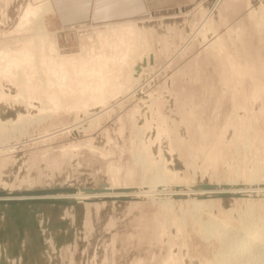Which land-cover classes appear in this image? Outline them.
Wrapping results in <instances>:
<instances>
[{
    "label": "rangeland",
    "instance_id": "1",
    "mask_svg": "<svg viewBox=\"0 0 264 264\" xmlns=\"http://www.w3.org/2000/svg\"><path fill=\"white\" fill-rule=\"evenodd\" d=\"M33 1L0 0V22L3 18L5 20L0 23V44H6L0 47L5 48L0 50V69L11 67L9 50L17 45H7L19 38L20 34L12 32H17L14 27L17 28L19 15L26 6L36 4ZM167 3L162 10H153L132 20L86 22L56 28L49 26V14L45 13L46 47L54 62L59 61V56L71 53L69 57L96 55L103 49L114 53L115 50H109L111 45L105 43L102 33L130 24L136 32L134 42L129 41V37L126 40L134 51L130 57L136 54L138 58L139 53L144 56L150 51L146 59L137 63L141 75L135 82L131 80L133 77L130 79V73H122L128 70L125 50L119 48L121 53L117 50L121 55L124 52V67L120 60L118 63L121 65L114 63L118 66L116 71L115 67L111 68L113 63L110 65L109 60L106 61L104 75H112L113 82L109 81L104 87L105 99L100 102L75 106L76 95H80L77 94L78 87L73 88L74 91L71 85L67 84V89L65 87L66 83H74L72 80L76 78L70 77L74 70L68 66L64 67L66 70L56 68L59 62L53 68L40 65L39 70H23L27 77L21 82L25 84H22L23 88H19V83H11L0 72V123L11 120L9 125H13L18 123L21 115L48 114L40 121L33 119L34 122L31 120V123L29 121L20 127L0 125V193L59 188L51 192L57 193L66 191L62 189L66 186L75 188V191L78 186L85 192L109 187L118 188V191L140 187L151 189L145 193L146 196L143 193L119 199L94 198L62 203L2 202L0 206L14 210L18 216L14 219L0 213V264H217L219 240L213 236L209 239L203 237L196 225L190 226L188 216L181 219L177 207L170 210L164 206L165 192H158L163 183L159 181L152 186L160 177V172L153 165L162 163V176H168L177 184L179 181L183 184L188 178L185 182H190L193 188L204 187V184L213 187L217 183L225 186L227 179H235L236 175L239 183L248 182L251 178L264 181V0H168ZM6 14L11 16L6 17ZM207 16L213 33L202 29ZM200 29L204 35L200 34ZM214 40H220L237 61L246 65L249 73L243 77L231 73L228 62L211 46ZM116 45L118 43L112 47ZM98 49L102 50L98 53ZM57 69L63 78L58 77ZM50 70L56 80L51 75L47 76L51 74ZM67 70L72 74H66ZM41 72L44 74L40 75ZM42 81L45 84L42 85ZM131 85L133 90L141 92L135 95L127 93ZM74 86L77 85L74 83ZM60 91L66 94L61 95ZM43 97L47 99L44 100L46 104ZM28 99H33L34 103L31 102L32 109L27 112L22 103ZM65 104L72 105L68 106L69 109ZM224 125L228 127L222 131ZM139 129L146 134L140 142L137 140ZM221 131L225 133L221 137L224 142L220 141L214 165L206 161L205 153ZM146 158L148 163L143 165ZM216 197L224 201L219 200L218 209L215 206L210 212L217 218L222 215L218 214L219 211L225 213L234 209L232 219L223 220L229 223L224 222L227 227L239 231L238 222H245L246 218L247 224L264 227V192L257 196L228 194ZM183 199L185 197L179 198L180 201ZM15 208L20 209L15 211ZM206 212L203 211L204 214ZM179 217L180 221H185L180 223ZM6 227L11 230L9 237L2 235V231L6 234ZM257 249L255 253L259 252Z\"/></svg>",
    "mask_w": 264,
    "mask_h": 264
},
{
    "label": "bare ground",
    "instance_id": "2",
    "mask_svg": "<svg viewBox=\"0 0 264 264\" xmlns=\"http://www.w3.org/2000/svg\"><path fill=\"white\" fill-rule=\"evenodd\" d=\"M30 2V1H29ZM36 3V4H32V3H29L26 8L24 9L22 15L20 16L19 15V21L18 23L16 24L17 25V28L14 27V30L16 29V31L12 32V33H18L20 34L19 38L17 37V40L15 41V43L13 42V40H11L10 43H13L11 45H7V46H15L17 45V47L15 46L13 49L10 48L9 50V54H8V60H9V63L11 64V67L9 69H0V72L2 73V75H6L7 78L11 81V83L14 84V82L16 83H19V88H23L22 86H24L25 84L24 83H21L23 81H25V77L24 74H23V70H30L32 71V69H37L39 70L40 68V65H44L45 68L49 67L51 68L52 66L54 65H58L55 66L56 68L58 69H62L66 66L72 68L74 70V73H69L68 69L66 72V74H69L71 75L70 77H75L74 79L75 80H72L75 85H77L76 87L74 86V83L70 82L71 84L69 83H66V89L68 87V85H71L70 87L71 90H73V88H77V94L79 93L80 95H76V105H89V103H95V102H100L102 101V99L104 98L103 97V90H104V87L107 86V83L109 81H112L113 82V77L112 75L110 77L108 76H105L104 73H105V69H104V65L107 63L106 61L109 60L110 62V65H111V62L113 63L112 65H114L113 67L111 68H114L116 69L117 71V67L115 66L116 64L114 63H117V65H119L120 63V60H122V65L124 64L123 62L125 60L128 59V63L125 64L128 65L126 67H128V70L126 69V72H122V73H130V79L131 77H133V79L131 80H134L133 82H135V80H138L139 77H140V73L141 71L138 72V68L140 65H138L141 61V59L143 58H147L150 54V51L147 53V55H144L142 56L141 54L143 53H139V55L137 56H140V57H136L134 54V57L132 55V57H130V55L132 54L131 52H134L132 51V47L130 44H127L126 40L131 39V42H134V40L136 39V37H134L133 35H135L134 33L136 32H133L134 30L130 27L132 24H130V26H120V27H115V30L117 28V30L115 31L114 29H111L112 32H108L106 33H102L104 38H105V43H108L111 45V51L115 50V52L113 53H108L107 51H105L106 49H98V53L99 54H87L86 57L82 56H77V54H73L75 56L73 57H69L70 55L68 56H59V61H52L53 57L51 58L49 53H48V50L46 47L47 45V29H46V25H45V22H43V18H44V15L45 13L49 12L51 10V7L50 4H49V0H37V2L34 0L33 3ZM214 2V1H213ZM27 4V3H26ZM2 5V4H0ZM5 7V6H4ZM3 8V7H2ZM1 8V9H2ZM6 8V7H5ZM5 8H3L4 10H6ZM2 9V11H3ZM9 10V9H8ZM23 10V9H22ZM214 11V10H213ZM1 13V12H0ZM209 13V12H208ZM207 13V15H208ZM7 15L9 14H6L5 16L7 17ZM206 15V14H205ZM3 16V15H2ZM11 16V14L9 15ZM5 17V18H6ZM18 17V16H17ZM3 18V17H2ZM208 16L205 18L207 19ZM199 19V18H198ZM202 19V18H201ZM211 19V18H210ZM4 20V18H3ZM2 20V21H3ZM17 20V18H16ZM1 21V22H2ZM5 21V20H4ZM0 22V23H1ZM7 22V20H6ZM4 23V22H3ZM2 23V24H3ZM211 22L209 21V18L208 20L204 21V25L202 27V29L208 31V30H211L212 28V25L210 24ZM7 24V23H5ZM1 25V24H0ZM135 26V24H133ZM138 26V25H137ZM136 28V27H135ZM110 29V27H109ZM138 29V28H137ZM202 29H200V34L202 35L203 32H202ZM136 30V29H135ZM142 30V29H140ZM115 31V32H114ZM139 31V30H138ZM118 32V33H117ZM210 32L213 33V30H211ZM10 34V33H9ZM17 34V35H18ZM28 34V35H27ZM30 34V35H29ZM107 34V35H106ZM215 34V33H214ZM13 35V34H11ZM47 35V36H46ZM140 35V34H139ZM204 35V34H203ZM7 36V35H6ZM114 36H117V37H114ZM133 36V39L131 38ZM136 36V35H135ZM143 36V35H142ZM147 36V35H146ZM144 35V37H146ZM11 37V36H10ZM90 37V36H89ZM126 37V38H125ZM127 37H129L127 39ZM49 38V37H48ZM141 38V39H140ZM140 41L142 40V37L140 36ZM4 39V38H3ZM16 39V38H15ZM146 40V39H145ZM5 41V40H4ZM50 41V40H49ZM128 41V43H129ZM139 41V40H137ZM51 42V41H50ZM125 42V43H124ZM3 43V42H2ZM1 43V44H2ZM8 43V42H7ZM118 43V46L116 45L115 47H112L114 46L115 44ZM144 43V41H143ZM0 44V47L4 44L1 45ZM9 44V43H8ZM54 44V42H53ZM122 44V45H120ZM139 44V43H138ZM141 44V42H140ZM139 44V45H140ZM202 44V43H201ZM56 45V44H55ZM55 45H54V48H55ZM147 45V43H146ZM6 46V44L4 45ZM134 46V45H133ZM136 46V45H135ZM211 46L215 49V51H217V53H220V55H222V57L226 60V62H228L229 66L231 67L232 69V72H234V74L236 75H242L243 77V74H247L249 73V71H247L246 69V65L244 66L240 61H237V59L232 55V53L227 49L226 46H224L222 44V42L220 40H214L213 43H211ZM143 47V46H142ZM141 47V49H142ZM9 49V47H7ZM119 48L121 50H125V54H127L126 56H128V58H126L124 60V55H123V51H122V55L120 54L121 52L119 51ZM124 48V49H123ZM134 48V47H133ZM147 48V46H146ZM206 48V47H205ZM3 49V51L5 50V48H1ZM0 49V50H1ZM8 49L6 51H8ZM49 49V48H48ZM57 50V48H56ZM117 50L120 52L118 53ZM134 50V49H133ZM97 51V49H96ZM109 51V52H111ZM137 51V50H136ZM135 51V52H136ZM147 51V50H146ZM142 52V51H141ZM144 52V50H143ZM152 52V51H151ZM208 52V51H207ZM53 53V52H52ZM58 54V53H57ZM60 54V53H59ZM107 54V55H106ZM1 55V54H0ZM81 55V54H80ZM121 55V57H119ZM52 56V55H51ZM72 56V55H71ZM77 56V57H76ZM117 56V57H116ZM58 57V56H57ZM55 58V56H54ZM54 60H58V59H54ZM113 60H116L115 62ZM119 60V61H118ZM143 61V60H142ZM224 62V61H223ZM138 63V64H137ZM144 63V61H143ZM147 63V62H146ZM120 64V65H121ZM142 66L143 64L140 63ZM6 65V64H5ZM105 67H108L105 66ZM122 67V66H121ZM121 67H119L121 69ZM124 67V65H123ZM125 67V68H126ZM150 67V66H149ZM229 67V68H230ZM48 68V69H49ZM53 68V67H52ZM76 68V69H75ZM88 68V69H86ZM142 68V67H141ZM46 69L45 71L47 72ZM55 69V68H54ZM57 69V71H58ZM65 69V68H64ZM110 69V68H109ZM119 69V70H120ZM124 69V68H123ZM230 69V71H231ZM66 70V69H65ZM108 70V69H107ZM114 69H112L111 71H113ZM45 71H42V72H45ZM110 71V70H109ZM110 71V72H111ZM115 71V72H116ZM125 71V70H124ZM252 71V70H251ZM28 72V74H30ZM40 72V71H39ZM39 73L40 75L44 74V73ZM45 72V74H46ZM48 72H51L48 71ZM54 72V71H53ZM64 72V71H63ZM72 72V71H70ZM59 73V71H58ZM58 73L56 72L57 76H58ZM62 73V72H61ZM65 73V72H64ZM118 73V72H116ZM120 73V72H119ZM27 74V73H26ZM27 74V75H28ZM33 74V73H32ZM36 74H37V71H36ZM49 74V73H48ZM60 74V73H59ZM114 74V72H113ZM121 74V73H120ZM228 74V73H227ZM35 75V74H33ZM38 75V74H37ZM47 75V74H46ZM50 75L52 76V72L51 74L47 75L50 77ZM134 75V76H133ZM232 75V74H231ZM240 75V76H241ZM253 75V74H252ZM5 76V77H6ZM56 76V75H55ZM230 76V75H229ZM233 76V75H232ZM235 76V75H234ZM248 76H251V75H248ZM25 77V78H24ZM36 77V76H35ZM44 77V75H43ZM48 77V78H49ZM53 77V76H52ZM59 78L61 77V74L60 76H58ZM65 79L67 78L66 76H64ZM112 77V78H111ZM241 77V78H242ZM34 78V77H33ZM54 78V77H53ZM63 78V77H61ZM71 78V79H73ZM117 78V77H116ZM124 78V77H123ZM232 78V77H231ZM238 78V77H237ZM3 79V78H2ZM45 79V78H44ZM120 79V78H119ZM127 79V78H126ZM125 79V80H126ZM129 79V78H128ZM127 79V80H128ZM28 80V79H27ZM32 80V79H31ZM35 80V79H34ZM33 80V81H34ZM41 80V79H40ZM43 80V79H42ZM54 80H56L54 78ZM54 80H52V82H54ZM64 80V79H63ZM226 80V79H225ZM237 80V79H236ZM240 80V79H239ZM31 81L30 83H34L36 81ZM45 81V80H44ZM124 81V80H123ZM1 82V81H0ZM37 82H39V79L37 80ZM36 82V83H37ZM49 82V80H48ZM51 82V81H50ZM65 82V81H64ZM132 82V84H133ZM257 82V81H256ZM43 83L45 84V82L42 81V85ZM111 83V82H110ZM139 83V82H138ZM227 83V82H226ZM225 83V84H226ZM2 84V82H1ZM8 84V83H7ZM24 84V85H22ZM35 84V83H34ZM60 83H58L59 85ZM62 84V83H61ZM60 84V85H61ZM68 84V85H67ZM73 84V85H72ZM112 84V83H111ZM115 84V83H114ZM126 84V83H125ZM125 84L123 83V85L125 86ZM136 84V83H135ZM228 84V83H227ZM12 85V84H11ZM28 85V84H27ZM38 85V84H36ZM41 85V84H40ZM43 88H45L44 86H42ZM48 85V84H47ZM65 85V84H64ZM137 85V84H136ZM224 85V84H223ZM237 85V84H236ZM2 86V85H1ZM46 86V85H45ZM110 86V85H109ZM3 87V86H2ZM234 87V86H233ZM64 88V87H63ZM69 88V87H68ZM124 88V87H122ZM137 88V87H136ZM135 88V89H136ZM243 88V87H242ZM10 89V88H9ZM25 89V88H24ZM22 89V90H24ZM65 89V88H64ZM63 89V90H64ZM65 89V90H66ZM127 89V88H126ZM134 88H132V85L130 88H128L127 90V93H130L132 95H135L137 93H140L141 91L138 92V90H133ZM11 90V89H10ZM20 90V89H19ZM33 90V89H32ZM60 90V89H59ZM62 90V91H63ZM70 90V89H69ZM106 90V89H105ZM116 90V89H115ZM43 92V90H40ZM39 91V93H40ZM62 91L61 92V95L64 94ZM67 91V90H66ZM74 91V90H73ZM108 91V90H107ZM126 91V90H125ZM225 91V90H224ZM8 92H10L8 90ZM25 92V90H24ZM22 91V93H24ZM38 91H36L37 93ZM56 92V91H55ZM59 92V94H60ZM72 92V91H71ZM70 92V94H71ZM112 92V90H111ZM119 92V91H118ZM4 93V92H3ZM11 93V92H10ZM21 93V92H20ZM19 93V94H20ZM36 93L34 95H36ZM106 93V91H105ZM110 93V92H109ZM121 93V92H120ZM26 94V93H24ZM32 94V93H31ZM44 94L45 91H44ZM48 94V92H47ZM66 94V93H65ZM73 94V92H72ZM119 94V93H118ZM17 95V94H16ZM27 95V94H26ZM49 95V94H48ZM53 95V94H51ZM74 95V96H75ZM114 95V94H113ZM124 95V94H123ZM7 96V95H6ZM10 96V95H9ZM20 96V95H19ZM38 96V95H37ZM46 96V95H44ZM67 96V95H66ZM72 96V97H74ZM106 96V95H105ZM1 97V96H0ZM3 97V95H2ZM5 97V96H4ZM15 97V96H14ZM56 97V96H55ZM65 97V96H64ZM146 97V96H145ZM234 97V96H233ZM17 98V97H16ZM24 98H25V95H24ZM29 98H32V97H29ZM36 98V96H35ZM33 98V99H35ZM39 98V97H38ZM37 98V99H38ZM46 98H49L48 96ZM46 98H42L43 99V102L46 104V101H44ZM57 98V97H56ZM59 98V97H58ZM8 99V98H7ZM5 98V100H7ZM11 98H9L10 100ZM18 99V98H17ZM23 99V98H22ZM33 99H28L27 101L23 102L22 104L24 105L23 107L27 110L32 109L30 104L32 105L31 102H33L32 100ZM40 99V100H42ZM62 102L65 103V101L62 100V98H60ZM66 99V98H65ZM69 99V98H68ZM71 99V98H70ZM74 99V98H73ZM78 99V100H77ZM105 99V98H104ZM12 100V99H11ZM31 100V101H30ZM36 100V99H35ZM39 100V99H38ZM47 100V99H46ZM59 100V99H57ZM149 100V99H148ZM240 100V99H239ZM14 101V99H13ZM30 101V103H29ZM56 101V100H55ZM2 102V101H1ZM18 102H20V100H18ZM22 102V101H21ZM20 102V103H21ZM42 102V103H43ZM57 102V101H56ZM55 102V103H56ZM72 102V101H71ZM154 102V101H153ZM34 103V102H33ZM58 103V102H57ZM56 103V105H57ZM61 103V102H60ZM63 103V104H64ZM70 103V101L68 102ZM227 103V102H226ZM20 104V105H22ZM59 104V103H58ZM233 104V103H232ZM231 104V105H232ZM15 105V104H14ZM51 105V104H50ZM49 105V106H50ZM53 105V103H52ZM66 105V104H65ZM64 105V106H65ZM72 105V104H71ZM70 105V106H71ZM227 105V104H226ZM34 106V104H33ZM61 106V105H60ZM69 106V105H68ZM66 105V107H68ZM69 106V107H70ZM73 106H74V102H73ZM72 106V107H73ZM18 107V106H17ZM22 107V108H23ZM44 107V105L42 106ZM46 107V106H45ZM54 107V106H52ZM68 107V108H69ZM79 107V106H78ZM84 107V106H83ZM91 107V105H90ZM153 107V106H152ZM6 108V107H5ZM4 108V109H5ZM19 108V107H18ZM58 108V107H57ZM62 108V107H61ZM67 108V110H68ZM82 108V107H81ZM86 108V107H85ZM143 110H144V107H142ZM234 108V107H233ZM52 109V108H51ZM70 109V108H69ZM19 110V109H18ZM56 110H59V109H56ZM62 110V109H61ZM95 110V109H94ZM234 110L233 109V113H234ZM47 111V110H45ZM49 111V110H48ZM47 111V112H48ZM73 111V110H72ZM51 112V111H50ZM107 112V111H106ZM147 112V111H146ZM52 113V112H51ZM96 113V112H95ZM148 113V112H147ZM41 115H21L20 118H19V121H17L18 123H14L13 125H9V121L11 120H8L7 122L5 123H0L1 127L3 124H8L9 126H18L20 127L21 125H25L26 123H31L33 121V119H36V120H39L40 119H44V116L45 115H48V114H45V115H42V113H40ZM50 114V113H49ZM79 114V113H78ZM76 115V114H75ZM240 115V114H239ZM81 116V115H80ZM93 117V116H92ZM95 117V116H94ZM143 117V116H142ZM141 117V118H142ZM80 118V117H79ZM83 118V117H82ZM91 118V117H90ZM135 118V117H134ZM146 118V117H145ZM159 119V118H158ZM235 119V117H234ZM32 120V121H31ZM228 120V119H227ZM230 120V119H229ZM228 120V122H229ZM80 121V119H79ZM34 122V121H33ZM149 122V121H148ZM227 122V121H226ZM87 123V122H86ZM96 123V122H95ZM80 124V123H79ZM227 124V123H226ZM230 124V123H228ZM29 125V124H28ZM154 125V124H153ZM6 126V125H5ZM75 126V125H74ZM79 126V125H78ZM133 126V125H132ZM137 126V125H136ZM25 127V126H24ZM81 127H82V124H81ZM225 125L223 126L222 128V131L224 129ZM228 127V126H227ZM225 127V128H227ZM231 127V126H230ZM65 128V127H64ZM140 128V127H139ZM153 128V127H152ZM72 129V128H71ZM142 129V128H141ZM139 129L137 131V140L140 142V140L142 139L141 137L145 136L144 135V130H141ZM144 129V128H143ZM146 129V128H145ZM3 130V129H2ZM148 131V130H147ZM220 132L218 133V136H216L218 139H215L214 143H212V146H210L208 148V150H206V153H205V158H206V161L209 160L211 161V164H214L215 161H216V158H217V155H218V152H219V145L222 143L220 142L223 138L221 137H224L225 133L223 134V132ZM83 132V131H82ZM225 132V131H224ZM224 135V136H222ZM237 138V137H236ZM154 140V139H153ZM156 140V139H155ZM217 140V141H216ZM224 140V139H223ZM222 140V141H223ZM149 141V140H148ZM154 142V141H153ZM224 142V141H223ZM247 142V141H246ZM245 142V143H246ZM146 143V142H145ZM224 144V143H223ZM138 146V145H137ZM238 146V145H237ZM7 147V146H6ZM150 147V146H149ZM153 148V147H152ZM155 149V148H154ZM138 150V149H137ZM152 150V149H151ZM235 150V149H234ZM147 151V150H146ZM163 151V150H162ZM198 151V150H197ZM139 152V151H138ZM176 152V151H175ZM163 153V152H162ZM236 153V151H235ZM103 154V153H102ZM141 154V153H140ZM154 154V153H153ZM132 155V154H131ZM164 155V154H163ZM168 155V153H167ZM179 155V154H178ZM202 155V154H201ZM140 156V155H138ZM173 156V155H172ZM105 157V156H104ZM236 157V156H235ZM161 158V157H160ZM203 158V162L205 161ZM138 159V158H137ZM140 159V158H139ZM147 159V158H146ZM144 159V162H142V164H147L148 163V159L146 160ZM163 159V157H162ZM245 160V158H243ZM183 160V159H182ZM226 160V159H225ZM218 161V160H217ZM163 162V161H162ZM219 162V161H218ZM131 163V162H130ZM157 163V162H156ZM154 164L153 167L158 170L160 172V177L154 181L152 183V186H155L154 183L156 182H162L163 186L161 189L158 190L159 193L161 192H165V197H163L162 200L163 201V204L164 206L166 205L167 208L169 207L170 210H173L174 207H177V210H179V216H181V219H185L187 218L188 216V220H190V226L191 225H196L195 227L197 229L200 230V233L203 237L205 238H210L211 236L215 237L214 239H218V243H219V246L217 247V254L218 255V259L217 261V264H264V257H262V251L264 249V227L263 226H260L258 227V225L256 226H251L249 224L246 223L247 221V218L245 220V222L243 220L239 221L237 225L238 228H239V231L238 229L237 230H234V229H231L229 227H227V225L224 224L225 221L223 220H231L232 219V215H234V209H231L229 210L228 212H225V213H221L219 211L218 214H222L220 215L221 218H217L215 215H213L212 213H210L214 208L215 206L217 207L218 204L220 201H223V200H220L218 199L216 196H225V195H238V196H244V195H247V196H251V195H254V196H257L259 195V193H263L264 192V181L263 182H259L258 179L257 181L253 178H251L250 180H248V182H243V183H239L238 180L236 179H230L229 180L227 179V182L224 183L225 186H221L220 183H217V186H213V187H210L212 185H208V184H204L203 186L204 187H208V188H204V187H198V188H193V185L189 184L188 182H183V184H178L177 183H173V182H176V181H171V179L168 177H164L162 176L163 173L161 174V169H162V163L158 162L159 164ZM217 163V162H216ZM215 163V164H216ZM141 164V165H142ZM198 164V163H197ZM214 164V165H215ZM231 164V163H230ZM150 165V164H149ZM194 165V164H193ZM200 165V164H199ZM164 166V165H163ZM186 166V165H185ZM231 166V165H230ZM171 167V166H169ZM195 167V166H194ZM226 167V166H225ZM149 168V166H148ZM152 168V167H150ZM146 169V168H145ZM144 169V170H145ZM195 169V168H194ZM190 171V170H189ZM156 173V172H155ZM212 173V172H211ZM235 173V172H234ZM254 173V172H253ZM191 174H192V171H191ZM199 174V173H198ZM256 174V173H255ZM165 175V174H164ZM194 175V174H192ZM201 175V174H200ZM231 175V174H230ZM214 176V175H213ZM142 177V176H141ZM148 177V176H147ZM251 177V176H250ZM253 177V176H252ZM137 178V177H136ZM140 178V177H139ZM197 178V177H196ZM141 179V178H140ZM177 179V178H176ZM175 180V178H174ZM181 180V179H180ZM184 180V179H183ZM191 180V179H190ZM215 180V179H214ZM218 181V180H217ZM147 182V181H146ZM192 183V182H191ZM193 184V183H192ZM142 185V184H141ZM156 185H159L158 183ZM144 186V185H142ZM151 186V185H150ZM151 186V187H152ZM180 186V187H179ZM182 186V187H181ZM82 188L78 187L77 186V191H61V192H57V193H51V192H46V193H41V194H31V195H28L26 194L25 192H17L16 194H11L10 192H1L0 193V204L2 202H16V201H25V200H32V199H52V200H62V199H65L67 200L68 202L69 201H78V200H81V199H89V200H92L94 198H104V199H112V198H122V197H125V198H130V197H135L137 195H141V194H145L149 191H151V189L149 190H145L143 188H138L137 190H130V189H125V190H120L118 191L117 189L115 188H107L106 190H97V191H92V192H85L83 190H81ZM154 190H156L154 188ZM153 190V191H154ZM152 191V192H153ZM156 192V191H155ZM151 193V192H150ZM152 194V193H151ZM158 194V193H157ZM154 195V193H153ZM146 196V194H145ZM152 196V195H150ZM205 198H201V197H204ZM161 197V196H160ZM185 197V199H183V201H180L179 198H183ZM229 197V196H228ZM145 198V197H144ZM156 198V197H155ZM175 198H178V199H175ZM257 198V197H256ZM157 199V198H156ZM98 200V199H97ZM159 200V199H158ZM220 200V201H219ZM243 201V200H242ZM28 202H31V201H28ZM73 202V201H72ZM61 203V202H60ZM183 203V204H182ZM224 203V201L222 202ZM258 204V203H257ZM5 205V204H4ZM250 205V204H249ZM165 206V207H166ZM219 207V206H218ZM215 208V209H218ZM222 207V206H221ZM240 208V207H239ZM255 208V207H254ZM260 208V207H259ZM17 209H20V208H17ZM17 209L15 208V211H17ZM225 209V208H224ZM250 209V207H249ZM207 210V212L204 214L203 211ZM2 211V212H1ZM215 211V210H214ZM252 211V210H251ZM241 212V211H240ZM245 212V211H244ZM0 213L2 214V216H9L8 218L10 217H14V219L17 218L18 214H15L14 213V210L6 207V206H3L1 205L0 206ZM217 214V215H218ZM236 214V213H235ZM242 214V213H241ZM252 214V213H251ZM176 215V214H175ZM250 215V214H249ZM241 216V215H239ZM245 216V215H244ZM3 217V220L6 221ZM175 217V216H174ZM177 217V216H176ZM249 217V216H248ZM171 218V217H170ZM240 218V217H239ZM176 219V218H175ZM169 220V219H168ZM249 220V219H248ZM178 221H180V217L178 219ZM177 221V222H178ZM181 221H185V220H181ZM180 221V223H181ZM17 222V220H16ZM189 222V221H188ZM233 222V221H232ZM171 223V222H170ZM226 223V222H225ZM228 223V222H227ZM226 223V224H227ZM2 225V224H1ZM181 225V224H180ZM185 225V224H184ZM229 225V223H228ZM219 228L220 230L216 229ZM6 229V234L4 231H2V235H8L10 228H5ZM18 229V228H17ZM1 233V232H0ZM241 234L245 235V236H241ZM241 237H244L243 239L240 238ZM4 237V236H3ZM204 238V239H205ZM208 238V239H209ZM46 246V245H44ZM232 246V248H231ZM43 247V246H42ZM256 248H258L257 250H259V252L255 253L254 251L256 250ZM214 249V248H213ZM1 250V249H0ZM215 253H216V250H215ZM217 254H215L217 256ZM51 256V255H50ZM16 257V256H15ZM215 257V256H214ZM214 259V258H213ZM214 259V260H215ZM2 260V259H1ZM212 261V260H211ZM186 262V261H185ZM184 262V263H185ZM191 263V262H190ZM196 264V263H195ZM216 264V263H215Z\"/></svg>",
    "mask_w": 264,
    "mask_h": 264
},
{
    "label": "crops",
    "instance_id": "3",
    "mask_svg": "<svg viewBox=\"0 0 264 264\" xmlns=\"http://www.w3.org/2000/svg\"><path fill=\"white\" fill-rule=\"evenodd\" d=\"M168 0H49L47 22L52 28L86 22H117L167 7Z\"/></svg>",
    "mask_w": 264,
    "mask_h": 264
},
{
    "label": "water",
    "instance_id": "4",
    "mask_svg": "<svg viewBox=\"0 0 264 264\" xmlns=\"http://www.w3.org/2000/svg\"><path fill=\"white\" fill-rule=\"evenodd\" d=\"M62 189L66 190V191H75V188L73 187H62ZM57 190H60L59 188H46V189H31V190H24L22 192H25L26 194L28 195H31V194H41V193H45L46 191L48 192H56ZM1 192H4V191H1ZM26 201H40V202H68L67 200H52V199H32V200H26Z\"/></svg>",
    "mask_w": 264,
    "mask_h": 264
}]
</instances>
